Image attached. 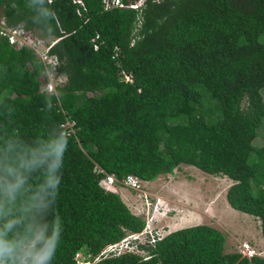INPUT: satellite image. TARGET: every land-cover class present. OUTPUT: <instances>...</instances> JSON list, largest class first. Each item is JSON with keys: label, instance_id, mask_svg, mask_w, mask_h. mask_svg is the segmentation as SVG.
Here are the masks:
<instances>
[{"label": "trees", "instance_id": "trees-1", "mask_svg": "<svg viewBox=\"0 0 264 264\" xmlns=\"http://www.w3.org/2000/svg\"><path fill=\"white\" fill-rule=\"evenodd\" d=\"M84 2L79 15L71 0H0L9 24L59 36L49 53L65 76L57 95L40 91L42 60L0 36V238L15 256L39 231L44 239L58 234L51 264H76L77 252L94 260L145 225L100 179H153L180 163L231 178L228 203L258 217L264 238V144L250 142L264 124V0H145L140 17L129 6ZM66 116L76 131L64 133L55 193L48 163L22 162L59 138ZM225 241L220 229L192 224L139 243L146 254L126 251L92 264H250L225 251Z\"/></svg>", "mask_w": 264, "mask_h": 264}, {"label": "rangeland", "instance_id": "rangeland-1", "mask_svg": "<svg viewBox=\"0 0 264 264\" xmlns=\"http://www.w3.org/2000/svg\"><path fill=\"white\" fill-rule=\"evenodd\" d=\"M202 1L192 0L194 5H199ZM1 21L8 25L25 26L22 22L9 24L0 10ZM51 76L58 84L65 80L64 75L53 73ZM39 83L41 86V82ZM259 92L264 100V88L261 87ZM250 142L256 145L264 144V124ZM231 182L232 179L226 175L210 174L194 165L180 163L172 172L160 173L153 178L147 191L143 190L141 194L120 182L115 185L114 190L119 192L132 211L137 212L135 204H143L142 214H145L148 207V214L145 215L154 216L151 222L164 235L180 227L206 223L224 232L225 251H237L243 242H248L259 250L264 249L259 218L233 208L226 199L227 187ZM145 200H148L149 204ZM155 203H158L159 211L152 209ZM139 252L146 254L142 249H139ZM80 259L82 260V257Z\"/></svg>", "mask_w": 264, "mask_h": 264}, {"label": "built area", "instance_id": "built-area-1", "mask_svg": "<svg viewBox=\"0 0 264 264\" xmlns=\"http://www.w3.org/2000/svg\"><path fill=\"white\" fill-rule=\"evenodd\" d=\"M51 2L52 0H48ZM73 3H76L78 6L76 11L79 15H82L83 10H86V4L84 0H71ZM145 0H130L127 3L124 0H101V5L103 9H109L113 7H125L129 6L136 10H138V17H140L141 6L144 4ZM159 1V0H154ZM0 36L6 37L10 44L15 47L27 46L34 49L36 55L42 60L44 65V72L46 74L47 79L40 80L41 86L39 83V90L45 91L48 93H53L57 95L59 90L57 88V84L53 81L51 75L55 73L56 65L58 64L57 57L54 54L49 53L50 47L59 39V36L50 35L47 37H41L35 34L30 29L26 28L24 25L15 24L8 25L3 21L0 22ZM98 35H96L97 37ZM94 47L97 48L98 44L95 42L94 38ZM124 78L126 80H132V77L129 73L123 72ZM62 131L66 134H72L76 131L75 121L66 116L64 122L61 123ZM152 179H144L135 174L129 173L124 178L119 179L115 173H106L105 176L101 179V185L105 186L109 189H114L115 185L120 182L121 184L131 188L138 190V194L147 191L150 182ZM146 194L144 193V197ZM147 204H149L148 200H145ZM154 211H159L158 203H155L152 207ZM135 210L137 212H133L137 215L142 216L145 219V225L141 230L133 231L126 233L121 239L115 242L108 243L95 257V259H99L101 256L105 255H117L126 251H139V243L151 244L155 240L161 238L164 234L159 231L156 225L151 222L154 216L145 215L148 214V207L145 209L143 204H135ZM150 217V218H149ZM241 253L242 256H246L250 259V264H259L258 262L252 260V257L257 255L259 257L264 258V249H257L250 243L243 242L240 244L239 249L237 250ZM80 257H83L81 252L76 253L77 264L81 263ZM88 264H91L89 262Z\"/></svg>", "mask_w": 264, "mask_h": 264}, {"label": "clouds", "instance_id": "clouds-1", "mask_svg": "<svg viewBox=\"0 0 264 264\" xmlns=\"http://www.w3.org/2000/svg\"><path fill=\"white\" fill-rule=\"evenodd\" d=\"M51 107H52V103L51 101H49L48 102L49 110H51ZM67 144H68V137L64 135V132L62 131L59 138H57L48 147L47 150L40 152L38 156H33L31 159H25L22 162L23 167H36L40 164L48 163L49 175L47 179V186L54 189L55 193L60 183V175H56V172L57 170H60L62 167L64 152L67 148ZM101 179L99 181L100 185H101ZM101 186L105 189H109L103 185ZM109 190H114V189H109ZM11 226L12 224L10 222L6 227L11 228ZM0 237H2V234H0ZM57 241H58V234L50 238L44 239L43 232L39 231L35 235V239L32 241L28 250L26 251L22 250L20 253L14 256L13 255L14 250L12 245L6 243L2 238H0V264H51V261L55 255ZM37 245H39V247H37ZM5 255L10 257V261H6L4 259ZM93 261L94 260H90L87 256L83 254L80 264H88L89 262H91L92 264ZM76 264H77V259H76Z\"/></svg>", "mask_w": 264, "mask_h": 264}, {"label": "bare ground", "instance_id": "bare-ground-1", "mask_svg": "<svg viewBox=\"0 0 264 264\" xmlns=\"http://www.w3.org/2000/svg\"><path fill=\"white\" fill-rule=\"evenodd\" d=\"M145 244V243H144Z\"/></svg>", "mask_w": 264, "mask_h": 264}]
</instances>
